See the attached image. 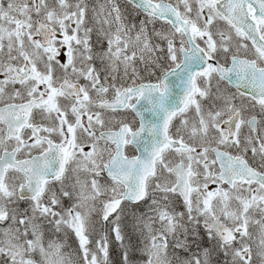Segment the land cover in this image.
Wrapping results in <instances>:
<instances>
[{
    "label": "snow or ice",
    "instance_id": "obj_1",
    "mask_svg": "<svg viewBox=\"0 0 264 264\" xmlns=\"http://www.w3.org/2000/svg\"><path fill=\"white\" fill-rule=\"evenodd\" d=\"M0 264H264V0H0Z\"/></svg>",
    "mask_w": 264,
    "mask_h": 264
}]
</instances>
